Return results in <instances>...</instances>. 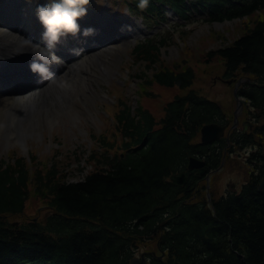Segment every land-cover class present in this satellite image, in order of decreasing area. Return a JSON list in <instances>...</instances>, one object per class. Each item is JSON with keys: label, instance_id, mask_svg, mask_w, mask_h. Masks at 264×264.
Masks as SVG:
<instances>
[{"label": "trees", "instance_id": "16d2710c", "mask_svg": "<svg viewBox=\"0 0 264 264\" xmlns=\"http://www.w3.org/2000/svg\"><path fill=\"white\" fill-rule=\"evenodd\" d=\"M169 1L176 5L184 2ZM193 1L216 7L245 2L233 12L215 17L220 20L264 11V0ZM214 54L225 60L228 73L241 68L256 76L247 83L246 90L257 113L264 115V14L254 18L252 24L247 23L242 37ZM147 57L155 62L158 49ZM155 76L186 87L192 83L194 73L191 69L180 73L165 70ZM212 104L215 109L208 110L207 102L191 92L179 98L173 112L163 120L162 129L153 128L155 120L148 112H142L138 120L129 111L124 112L121 118L128 120L132 130L126 127L135 142L149 138L152 146L123 161L96 155L91 162L94 170L80 181L68 180L55 167L45 173L33 171L23 160L0 164V261L18 264L26 259L22 252H29L31 260L50 256L54 263L66 259L68 264H129L137 243L155 232L163 235L161 252L167 250L171 257L167 262L154 257L152 264H172L174 260L182 264H264V187L258 190L264 180V155L259 156L260 170L254 180L241 194L215 200V210L205 201L185 203L167 194L174 193L166 182L170 168L178 169L184 154L194 150L185 148L188 142L181 138L176 141L177 148H169L174 132L185 129L188 141L195 137L203 123L223 114L216 103L208 102V107ZM32 188L37 196L48 199L55 213L46 225L23 222L15 226L7 216L24 211ZM176 213V220L170 219ZM84 219L92 223H82ZM93 220L100 221L103 233H97ZM132 220L136 222L131 224Z\"/></svg>", "mask_w": 264, "mask_h": 264}, {"label": "rangeland", "instance_id": "374dc122", "mask_svg": "<svg viewBox=\"0 0 264 264\" xmlns=\"http://www.w3.org/2000/svg\"><path fill=\"white\" fill-rule=\"evenodd\" d=\"M264 14V11H260L258 14L250 15L242 19L234 21H225L222 23H208L205 20L193 22L179 27V31L174 34V42L169 47L162 49L163 53L161 57H158L157 62L148 67L147 64L142 61L138 62L136 57L132 55L130 48L134 45L124 44L117 48H111L108 50H102L99 58L93 62L90 71L86 72V75H90V80L85 79L83 87L86 88V95H80V98L84 101V109L86 114H82L76 119L64 114L58 121L54 123L41 124L33 123L28 125L27 132L31 137H26L29 143L20 141L10 142L7 138H0V158L10 160L13 158L10 149L16 147L17 157H24L28 164L38 163L42 169L49 168L52 165V161L58 164V168L68 174V178L71 180H79L83 173L79 167L82 166L81 162L85 161L84 157L91 146H95L96 141L93 139L92 132L96 131L97 134H105L112 139L114 127L113 122L102 123L96 116V111L102 113V100L109 94L108 90L111 89V85L115 83V80H120L123 76L128 83L123 94L131 97L134 106L141 104L143 108L150 106L152 97L147 92H162L169 89L167 96L172 98L177 94L183 93L182 88L178 85L171 88H163L155 84L154 74L158 71L169 69L173 71H183L187 67H191L195 71L192 87L200 91L201 94L221 102L224 111L230 119L233 121L234 114L238 108L237 97L234 95L237 83H227L219 80V76L224 77L225 64L223 58L214 56L209 58L208 52L214 49L223 47L226 44L231 43L235 38L243 35L246 32L247 23H253V19L258 15ZM103 66V68H102ZM129 76L130 79L127 77ZM116 77V78H115ZM243 77L242 74L238 75ZM58 84V81L55 82ZM81 82L77 85L80 89ZM57 90L58 93L61 91ZM61 93H63L61 91ZM105 94V96H102ZM118 97L117 94H115ZM242 97L240 96V99ZM59 104L53 114L60 115ZM154 106H152L153 108ZM103 110L106 114L111 115L112 111L105 107L103 104ZM247 108H241V113L238 118V125H242L245 119V112ZM155 117L160 119L162 117L159 111L154 110ZM91 114L94 118L91 121L87 118V115ZM52 117V116H50ZM103 119V117H102ZM26 126L24 127V130ZM77 148H85L86 152L84 156L81 154L82 159H77L75 150ZM34 157H37L33 159ZM241 158V156H238ZM84 158V159H83ZM235 158V156H233ZM88 165V164H87ZM89 166L86 170H89ZM247 167L243 165L242 161L235 159H227L226 164L222 166V170L217 175H212L209 184L211 188L215 186V189L219 191L227 186L241 185L243 177L246 174ZM33 169H36L33 167ZM86 170L84 172H86ZM246 178V177H245ZM210 179V178H209ZM208 179V181H209ZM207 179L202 181V184L208 182ZM31 198L27 203L23 219H31L38 217L42 219L47 212L45 209L39 208L41 199L33 191ZM40 199V200H39ZM39 202H38V201ZM19 216H15L12 220H18Z\"/></svg>", "mask_w": 264, "mask_h": 264}, {"label": "bare ground", "instance_id": "6f19581e", "mask_svg": "<svg viewBox=\"0 0 264 264\" xmlns=\"http://www.w3.org/2000/svg\"><path fill=\"white\" fill-rule=\"evenodd\" d=\"M0 38L3 40H6L11 43H17L16 40L19 43L26 44L28 46H23L19 44L22 47L30 48L31 51H28L29 53H33L32 50H35L37 53V47L30 46L31 44L27 42L24 38L21 36H18L17 34L4 32L3 30H0ZM12 50V47H7L5 51L9 52ZM23 50V49H21ZM80 67H76L73 70L64 71L61 75V80L64 86L65 95L63 98V102L60 106V115L53 114L52 109L53 107L57 106L55 102L48 103L45 101L46 93L49 91V87H46L44 90H35L34 93H31L29 95H24L20 97H8V98H0V136H3L5 134L8 135L9 132H11L10 129L6 127V122L9 123V128L11 123L19 124V131H22L23 128L28 124L29 117L31 115H37L36 117L40 120L46 119L48 123L51 122L54 123L58 121V118H61L64 114H67L71 116L73 119L77 117L80 110L76 108V105H82V100L80 99L79 95H76V101L74 104H71V101L69 104L68 102L70 98L74 96L75 93L81 92V94L86 95L87 90L86 88L81 86L80 90H78L76 87L74 89H68V82L67 79L71 78L74 80V84L70 85L71 87H74V85L80 80L81 78H85V76L82 74H79L77 77H74L71 72L79 71ZM40 101H43L40 103ZM17 108H20L16 111ZM29 112V113H28ZM46 113L48 115H46ZM46 116V117H45ZM52 116V117H50ZM19 140H24V136L22 133L19 136Z\"/></svg>", "mask_w": 264, "mask_h": 264}, {"label": "clouds", "instance_id": "9594fccd", "mask_svg": "<svg viewBox=\"0 0 264 264\" xmlns=\"http://www.w3.org/2000/svg\"><path fill=\"white\" fill-rule=\"evenodd\" d=\"M89 2L90 0H46L44 3H38L36 12L44 26L42 36L46 42L43 46L52 45L54 50L61 37L69 33L73 35L79 33L85 37L93 35L96 31L95 27L89 25L81 29L78 19L87 13ZM36 47L40 48L42 45L37 43ZM32 51L39 56L35 50ZM30 68L40 74L49 70L43 62V57L33 60Z\"/></svg>", "mask_w": 264, "mask_h": 264}, {"label": "water", "instance_id": "95a60500", "mask_svg": "<svg viewBox=\"0 0 264 264\" xmlns=\"http://www.w3.org/2000/svg\"><path fill=\"white\" fill-rule=\"evenodd\" d=\"M215 132V134H213ZM222 134L219 125L216 123L207 124L203 127V137L204 138H213L216 136H220Z\"/></svg>", "mask_w": 264, "mask_h": 264}]
</instances>
